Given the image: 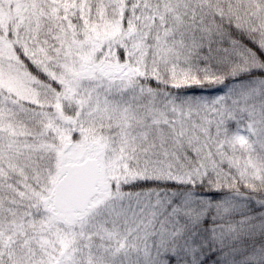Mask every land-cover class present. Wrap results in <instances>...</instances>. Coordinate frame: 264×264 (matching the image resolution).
<instances>
[{
	"label": "snow or ice",
	"instance_id": "snow-or-ice-1",
	"mask_svg": "<svg viewBox=\"0 0 264 264\" xmlns=\"http://www.w3.org/2000/svg\"><path fill=\"white\" fill-rule=\"evenodd\" d=\"M0 264H264V0H0Z\"/></svg>",
	"mask_w": 264,
	"mask_h": 264
}]
</instances>
